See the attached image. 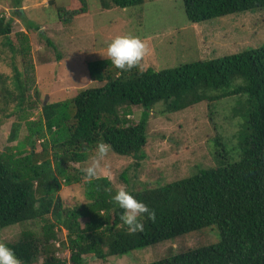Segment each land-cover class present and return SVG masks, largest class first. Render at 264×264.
<instances>
[{
	"label": "trees",
	"instance_id": "16d2710c",
	"mask_svg": "<svg viewBox=\"0 0 264 264\" xmlns=\"http://www.w3.org/2000/svg\"><path fill=\"white\" fill-rule=\"evenodd\" d=\"M10 1L16 9L23 0ZM77 1L80 8L68 18H62L59 10L61 20L69 22L87 12V0ZM144 2L99 0V6L108 10ZM183 6L188 21L200 23L263 10L264 0H183ZM13 12L19 15V10ZM11 32L12 19L0 17V36L10 39ZM20 35L19 52L24 58L28 39ZM47 44L53 47L52 41ZM6 45L14 50L9 40ZM86 66L89 77L104 85L45 105L42 101L38 120L27 123L29 153L18 154L21 150L15 151L14 146L9 153H0V228L40 223L38 230L25 229L21 239L7 244L21 264H34L39 257L42 264H84L85 257L106 263L110 256L210 226L219 230L218 243L146 264H264V45L159 71L141 63L122 71L109 59L88 60ZM12 68L13 88L8 86L10 78L0 73V112L5 116L33 106L25 104L33 83L28 75L32 65L27 64L25 73ZM238 79L242 83L233 85ZM237 94L246 99L241 108L232 110L238 119L236 144L229 148L216 139L215 165L171 182L128 189L155 212L154 220L147 214L141 218V232L130 234L121 221L123 210L112 199L117 190L109 179L83 181V172H71L70 165L87 161L101 142L110 145L114 154L131 157L135 168L139 166L145 157L150 112L158 103L166 112H177ZM10 104L13 109L7 112ZM132 106L142 109L137 122L127 118ZM20 125L12 124L8 141L17 140ZM36 140L41 141L40 151L35 150ZM122 178L127 181L125 171ZM62 182H82L85 202L65 206L57 195ZM60 230L65 231L62 245L69 252L68 261L55 256Z\"/></svg>",
	"mask_w": 264,
	"mask_h": 264
},
{
	"label": "rangeland",
	"instance_id": "374dc122",
	"mask_svg": "<svg viewBox=\"0 0 264 264\" xmlns=\"http://www.w3.org/2000/svg\"><path fill=\"white\" fill-rule=\"evenodd\" d=\"M11 6L10 0H0V17L12 19L10 39L0 36V73L10 78L8 86L13 88L12 66L25 73L27 64H31L28 75L33 83L27 93L29 102L27 99L25 104L33 106L26 105L24 110L15 111L11 116L0 112V153H9L11 146L17 152L21 150L18 154L29 153L27 123L38 120L41 102L46 96L47 103L55 102L73 97L81 89L104 85L89 77L86 65L88 60L107 59L102 55L115 36L131 34L142 39L147 54L141 64L157 71L264 45V9L192 23L185 15L183 0H145L142 5L108 10L100 8L99 0H87V12L66 22L59 18L58 12L60 10L62 18H68L73 10L80 8L77 0H23L21 7ZM14 10H19V15L14 14ZM20 34L28 39L29 50L24 58L19 52ZM8 40L14 50L6 45ZM47 40L52 41L53 47ZM240 83V79L233 81V85ZM245 99L242 94L230 95L202 101L177 112H166L162 103L156 104L148 119L145 157L139 161V166H132L131 157L109 151L99 162L97 177L109 179L116 190L120 187L138 190L188 177L202 167L215 165V140L229 148L236 144L234 134L238 131V119L232 110L241 108ZM9 106L7 112L13 109V104ZM141 112L140 107L132 106L127 118L137 122ZM15 122L21 124L17 140L8 141ZM40 142H35L36 151L41 150ZM96 154L97 149L91 151L84 163H72L71 172H82ZM124 171L127 181L122 178ZM82 178L87 180L85 175ZM83 191L82 182L69 185L62 182L57 195L65 206L72 207L85 202ZM84 221L81 220L82 224ZM39 227L40 223L36 222L0 228V242L15 243L21 239L22 231H36ZM64 239L65 231H58L55 256L68 261L69 252L62 245ZM219 240L218 228L210 226L122 256H110L106 263L85 257L84 264H146L189 249L214 245ZM42 263L43 257H39L34 264Z\"/></svg>",
	"mask_w": 264,
	"mask_h": 264
},
{
	"label": "clouds",
	"instance_id": "9594fccd",
	"mask_svg": "<svg viewBox=\"0 0 264 264\" xmlns=\"http://www.w3.org/2000/svg\"><path fill=\"white\" fill-rule=\"evenodd\" d=\"M147 54V46L142 39L135 35H118L107 44L106 54L103 57L109 59L115 68L126 71L138 67ZM110 151V145L99 143L97 145L96 158L92 163L83 168L85 177L91 181L97 177L99 162ZM114 203L122 209L120 219L127 227L130 234L141 232L144 225L141 218L147 214L150 219H155V212L139 200L126 187H120L112 197ZM0 264H21L14 250L4 242H0Z\"/></svg>",
	"mask_w": 264,
	"mask_h": 264
},
{
	"label": "water",
	"instance_id": "95a60500",
	"mask_svg": "<svg viewBox=\"0 0 264 264\" xmlns=\"http://www.w3.org/2000/svg\"><path fill=\"white\" fill-rule=\"evenodd\" d=\"M48 96L45 97L43 104H47Z\"/></svg>",
	"mask_w": 264,
	"mask_h": 264
}]
</instances>
